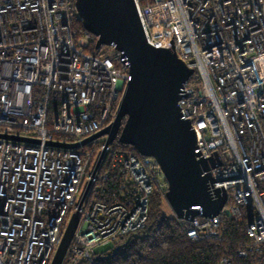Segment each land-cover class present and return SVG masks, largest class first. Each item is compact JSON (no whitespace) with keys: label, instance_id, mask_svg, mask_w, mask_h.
Returning a JSON list of instances; mask_svg holds the SVG:
<instances>
[{"label":"built area","instance_id":"built-area-1","mask_svg":"<svg viewBox=\"0 0 264 264\" xmlns=\"http://www.w3.org/2000/svg\"><path fill=\"white\" fill-rule=\"evenodd\" d=\"M135 4L147 41L174 48L194 70L180 113L198 157L212 159L210 193L228 196L218 215L197 207L193 220L179 218L186 234L221 240L223 215L248 218L252 244L238 255L257 253L264 243V0ZM98 41L76 0H0V134L39 141L0 137V264H51L87 185L63 263L95 264L98 247L145 226L155 191L166 200L168 183L153 157L115 149L116 140L105 146L106 136L79 148L48 144L80 143L115 119L130 62ZM218 264L234 262L223 256Z\"/></svg>","mask_w":264,"mask_h":264},{"label":"water","instance_id":"water-1","mask_svg":"<svg viewBox=\"0 0 264 264\" xmlns=\"http://www.w3.org/2000/svg\"><path fill=\"white\" fill-rule=\"evenodd\" d=\"M76 7L84 28L99 36L98 44L114 45L128 58L132 79L115 119L106 128L80 143L50 141L48 144L79 148L106 136L105 146H108L118 139L139 154L153 157L160 165L168 183L165 197L177 218L193 220L199 213L197 207L204 216L218 215L227 201V192H219L216 197L210 193L212 178L206 172L212 159L198 157L195 132L191 123L182 118L178 104L183 85L194 70L187 67L174 48H158L147 41L135 0H76ZM0 137L39 142L13 135L0 134ZM88 188L89 185L68 222L51 264L64 261Z\"/></svg>","mask_w":264,"mask_h":264},{"label":"trees","instance_id":"trees-1","mask_svg":"<svg viewBox=\"0 0 264 264\" xmlns=\"http://www.w3.org/2000/svg\"><path fill=\"white\" fill-rule=\"evenodd\" d=\"M54 113L55 110L51 115ZM113 146L140 155L134 147L118 139ZM163 202L162 195L155 191L149 200L145 226L101 251L97 248L95 264H218L223 256L231 258L234 264H264V243L257 253H249L246 257L238 255L239 249L252 244L246 230L248 218L237 222L223 215L221 240L194 241L186 234L187 221L163 213Z\"/></svg>","mask_w":264,"mask_h":264},{"label":"rangeland","instance_id":"rangeland-1","mask_svg":"<svg viewBox=\"0 0 264 264\" xmlns=\"http://www.w3.org/2000/svg\"><path fill=\"white\" fill-rule=\"evenodd\" d=\"M151 20H153L154 22H156V21L159 20V16L158 15H154V16L151 17ZM162 208H163V210H162L163 213H165L167 215H174L172 209L170 208V206H169V204H168V202L166 200L163 202ZM109 246H110V244H109ZM105 247L106 246H104V247H98V251H101V250L105 249ZM65 260H66V258H65Z\"/></svg>","mask_w":264,"mask_h":264}]
</instances>
